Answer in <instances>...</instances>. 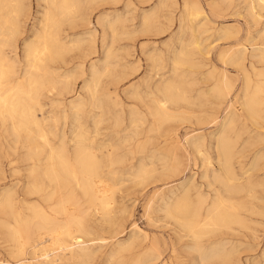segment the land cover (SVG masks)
<instances>
[{
  "label": "rangeland",
  "instance_id": "rangeland-1",
  "mask_svg": "<svg viewBox=\"0 0 264 264\" xmlns=\"http://www.w3.org/2000/svg\"><path fill=\"white\" fill-rule=\"evenodd\" d=\"M90 1L92 0H81V17L74 25L70 26L71 28L63 26V37H67L65 41L75 40L76 37L82 40L83 44L81 43L78 48H72L73 50L70 47L68 49L70 52L67 51L65 55L63 54L61 59L56 58L49 63L50 67L56 70L54 80L58 86L55 91L42 94V111L37 110L36 116L41 121L42 128L54 147H59L64 143L69 154H72L73 143L76 141L74 137L82 134L86 139L85 143L96 148L98 153L95 152V154L101 166L100 173L112 186L111 217L108 220H105L106 217H101V214L89 205L87 199L83 198L74 184H70V190L65 191L73 192L78 203L75 206L77 209L75 213L84 217L86 235L82 237V245L86 256H83V259H78L79 262L78 260L70 261L65 257L60 261H52L51 258L50 263H45L40 253H33L31 248L25 249L21 257L14 253L15 244L8 240L2 226L3 223L9 221V218L6 212L0 208V264H127L128 262V264H181V262L182 264H201L202 253L194 248L185 231L182 232L181 228L177 225L174 226L175 221L165 214V206L180 197L186 190L194 201H196L197 195H201L205 199L206 205L214 201L216 197H227L224 195L223 188L214 181V176L224 175L215 143L224 120L233 113L238 116V121L230 129L231 131L225 129L224 132L235 145L233 146V160L230 164L236 178L235 183L242 188V193L238 194L239 197L238 195L231 197L238 203L240 202L239 204L243 207L242 211L237 212L242 223L229 224L225 228L223 227L224 229L221 227L201 241L207 250L215 248V252L221 256L209 259L206 264H264V216H262L264 215V189H262L264 188V115L259 120L257 118L252 122V118L247 113L245 114L240 106L245 87L243 78H248L250 91H253L260 83H264V75L261 73L264 72V62H262L264 59L261 57L264 56L262 55L264 54V36L262 35L264 34L258 35L264 33L262 32L264 31V8H262L264 4L261 1L256 2V0H114L115 2L93 0V4ZM259 5L261 9H257ZM45 6L43 0L24 1V15L20 18V33L10 43V47L5 48V52L12 59L17 57V61H20L21 64L23 62V46L32 39L37 31ZM193 6L200 9L198 15H192L191 8ZM163 16L164 18H162ZM144 17L148 18L146 24L141 23ZM157 19L158 21H156ZM97 22H100L101 26L96 25ZM110 25L113 26L110 28ZM111 29L113 33L109 31ZM189 30L191 31L189 32ZM84 34L87 36L86 38L83 36ZM228 36L230 37L228 38ZM90 43L95 45L92 46ZM178 45L181 50L183 48L187 52L189 51L187 61L190 67L182 65L177 71H174L173 60L179 51L181 52ZM196 45L204 51L202 52ZM227 50H238L242 53L241 70L243 72H240V68L236 65L232 67L233 64L231 66L227 60L221 62L218 57L219 53ZM148 57L150 58L148 59ZM225 64L226 66H224ZM228 65L229 67H227ZM90 66L96 67L97 75L100 76L97 88H93L95 83H93L89 71ZM151 66L152 69H150ZM103 70H108L109 73L107 71L103 74ZM223 75L234 87L228 95L221 98L218 97L215 90L211 91V88H215L221 83ZM185 77L188 79L186 80ZM215 79L219 81L217 82ZM170 80L182 83L189 91L191 102L194 101V104L192 106H186L183 103L177 106L168 105L172 111L173 119L166 124L163 123L160 128L155 125L153 118L148 115V111L153 106L152 93L155 92L156 84L161 87L162 84ZM88 87L93 88L95 92L93 98H91ZM212 92L214 94H211ZM78 102H81V107L74 108ZM99 107L101 111L98 110ZM131 107H134L133 110ZM136 118L139 121L132 123V120ZM92 123H94V129ZM0 125V128L2 127L0 129V201L9 193L12 194L15 208L22 219L30 217L29 208L38 204L51 218L57 222H64L66 216L57 215L52 209L60 199L59 196L54 197L51 201H45L46 196L52 191L48 181L41 180L45 187L42 198L27 193L26 188L31 182L29 170L32 163L26 159L27 142H25V137L28 132L33 137L36 133L35 129L23 131L16 137L10 131L9 123ZM24 132L26 133L24 134ZM161 138L163 139L161 140ZM37 140V138L33 139L35 145L43 147V143ZM191 142L193 144L200 142L198 144L199 148L201 147L199 155L191 147ZM45 153L48 154L46 148L39 156L42 164L41 169L44 168L43 160L47 157ZM176 159L179 161L176 162ZM256 163L257 165H255ZM177 165H181V167ZM200 166L202 167L200 168ZM152 170L155 173H152ZM142 173L144 175L141 176ZM171 174L173 175L171 176ZM192 176L193 178L190 179ZM68 209L74 211L73 207ZM153 246L157 249L154 250Z\"/></svg>",
  "mask_w": 264,
  "mask_h": 264
},
{
  "label": "bare ground",
  "instance_id": "bare-ground-1",
  "mask_svg": "<svg viewBox=\"0 0 264 264\" xmlns=\"http://www.w3.org/2000/svg\"><path fill=\"white\" fill-rule=\"evenodd\" d=\"M24 1L25 0H0V124L3 125L5 123H9L10 124V131H12L13 135H15L16 137H18L21 132L23 133V131H28L31 128L35 129L36 133H35V135L33 137H31V133L30 132H28L26 134V137H25V140H26L25 142H27V147H26V149H27V158L26 159H27L28 162L32 163L31 166H30V170H29V176L31 178V182L28 184V187L26 188L27 191H28L27 193H28V195H35V196L38 195L40 198H42V194L45 191V187H44V185H43L41 180L48 181V184L51 186L52 191H51V193L48 196H46L45 201H51L54 197L59 196L60 199L57 201L56 204H54L52 209L57 215L66 216V220L64 222H62V223L61 222H57L55 219L51 218L50 215L47 212H45L38 204L32 205L31 207L29 206L30 207L29 209H30V212H31V216L28 217V218L22 219L20 214L17 212V210L15 208V201L13 199L12 194L8 193L0 201V208H2L6 212L8 218H9V221L3 223L2 226H3V228H4L5 232H6V236H7L8 240L10 242H12L13 244H15L14 253L17 256L21 257V255L24 254V250L25 249L31 248L33 253H35V252H39L40 253V256L42 257V259H44L45 263H50L51 262L50 261L51 258L53 259L52 261H60L61 258H65V257L70 259V261L71 260H78V259H81L83 256H86V251H85V249L83 248V245H82L83 244L82 237L86 235V232H85V229H84V217H83V215L75 213L77 211L75 206L78 203H77V201L75 199V196H74L73 192L69 191L70 190L69 186H70V184L73 183L74 186L76 187V189H78L81 192L83 198L87 199L89 205L97 213H100L101 217H106L107 218V219L105 218V220H108L111 217V210H112V205H113V198H112V195H111L112 194V186L107 183L105 177L102 175V173H100L101 166H100V163H99V161L97 159L98 157L95 154L96 148H94L92 145H87L85 143L86 139L84 138V135L79 134L76 137H74L76 139V141H74V143H73L74 144V148H73L72 154H69V152L67 151L66 145L64 143H62L59 147H54L51 144V142L49 141L47 133L43 130L42 125H41V121L36 116V111L37 110L42 111V105H41L42 94L44 92L50 93L52 91H55L57 89V86H58V84L54 80V74H55L56 70L51 68L49 63L53 62L56 58H60L61 59L63 57V54L65 55V53H67V51H68V49L70 47H71L70 49L73 50L72 48H74V49L78 48V47H80V45L82 43V40L77 39L76 37H75V40H73V39L69 40L68 39V41H65V39H67V37L66 38H65V36L63 37V34H64L63 26H69L68 28H71L70 26L74 25L75 22L80 19V17H81L80 14H81V10H82V8H81L82 7V2H81V0H43L44 3L46 4V6L44 8V12L41 15V21H40V23L38 25V29L35 32V34L33 35L32 39L27 41L24 44V46H23V62L21 64L20 61H17V59H16L17 57L12 59L5 52V48L10 47V43L20 33V25H21L20 24V18L24 15ZM92 1H90V2H92ZM112 1H114V0H112ZM260 1L262 2V4H264V0H258V1L256 0V2H260ZM92 4H93V2H92ZM255 4L257 5V3H255ZM258 4H260V3H258ZM260 5H259V8H257V9H261L262 5H261V7H260ZM174 6H176V5H174ZM196 6H197V4H196ZM161 7H162V5L160 6V8ZM257 7H258V5H257ZM262 8H264V7H262ZM184 9H186V8L184 7ZM191 9L193 10L192 11L193 12L192 15H198L199 12H200V9L194 8V6ZM164 10H165V8H164ZM157 12H158V9H157ZM83 13H84V11H83ZM143 14H145V12H143ZM125 16H126V14H125ZM254 16H255V14H254ZM118 17H120V16H118ZM155 17H156V15H155ZM162 18H164V16ZM105 19H106V17H105ZM116 20H117V18H116ZM147 20H148V18L144 17L143 20H141L142 22L141 21L140 22L143 23V24H146ZM156 21H158V19ZM97 23H96V25L101 26L99 24L100 22L98 24ZM256 24H257V22H256ZM106 25H108V24H106ZM202 25H203V20H202ZM111 26H113V25H110V28H111ZM198 26L200 27V25H198ZM205 30H208V29H205ZM109 31H111V33H113L112 29L109 30ZM190 31L191 30H189V32ZM162 32L164 33L163 30H162ZM262 32H264V31H262ZM88 34H91V33L89 32ZM132 34H133V32H132ZM193 34H194V36L196 38L195 33H193ZM260 34H264V33H259L258 35H260ZM111 35H113V34H111ZM83 36H85V34ZM225 36L227 37V34ZM230 36H232V35L230 34ZM230 36H228V38ZM234 36H233V38H234ZM262 36H264V35H262ZM86 37L87 36H85V38ZM88 37L90 38V36H88ZM175 38H177V37H175ZM112 39H113V37H112ZM254 41H256V40H254ZM109 44H111V43H109ZM91 45L94 46L95 44L94 45L91 44ZM180 45H181V43H180ZM185 46H186V44H185ZM191 46L193 47V45H191ZM196 46L199 48L198 45H196ZM178 47L181 50V47L179 45H178ZM188 47H189V45H188ZM199 49H201V48H199ZM124 51H126V50L124 49ZM203 51L204 50H202V52ZM210 51H211V49H210ZM68 52H70V51H68ZM188 52L185 49L182 48L181 52L179 51V54L177 56H175V58L173 60L174 71H177V69L179 67H181L182 65H184V66L185 65H189V62L187 61V58L189 57ZM205 52H207V51H205ZM257 53H259V52H257ZM203 54H205V53H203ZM175 55H176V50H175ZM262 55H264V54H262ZM154 57H155V55H154ZM218 57L221 60V62H226V60H227V62L230 63L231 66L233 64L232 67H234L236 65L237 67L240 68V72H243V70H241V67H242V53L240 51H238V50L222 51L221 53H219ZM261 57H262V59H264V56H261ZM125 58H127V57H125ZM149 58L150 57H148V59ZM157 59H158V57H157ZM150 62H151V60H150ZM159 62L161 63V61H159ZM262 62H264V60H262ZM157 63H158V61H157ZM75 64H78V63H75ZM127 65H128V63H127ZM156 65H158V64H156ZM191 65H192V63H191ZM198 66L204 69V67H202L201 65H198ZM224 66H226V64ZM187 67L189 68L190 65L187 66ZM195 67H197V66H195ZM195 67H193V68L195 69ZM227 67H229V65ZM237 67H236V69H237ZM95 68L96 67L92 66L91 69L89 70L90 74L92 76V81H93V83H95V85H94L95 87L93 86V88H97L96 86L98 84V78H100V76L98 77L97 71H96ZM152 68L153 67L151 66L150 69H152ZM205 68H207V67H205ZM212 68H214V67H212ZM212 70H214V69H212ZM107 71L108 70H103L102 73L105 74ZM217 72H218V70H217ZM108 73H109V71H108ZM261 73H262V75H264V72H261ZM241 74H243V73H241ZM100 75H101V73H100ZM262 75H261V78H262ZM107 76H108V74H107ZM189 77H191V76L189 75ZM108 78H110V77H108ZM202 78H204V77H202ZM205 78H206V76H205ZM215 78H217V77H215ZM187 79L188 78H186V80ZM243 79H245V81H244L245 82L244 83L245 87H244L243 99H242V102H241L240 106H241L242 110L245 112V114L247 113V115L250 118H252V122H253L257 118L259 120V118H261L262 115H264V83L261 84L259 82L260 85L256 86L253 89V91H250V83H249L248 78L245 77ZM167 80H169V79H167ZM216 81L218 82L219 80L217 79ZM220 82L221 83L218 86H215V88L212 87L211 91L215 90L216 93L219 95L218 97L222 98L223 96L228 95L231 92V90H232V88L234 86L232 87L233 84L229 83L224 75H223L222 81H220ZM192 85H190V86H192ZM206 85H207V83H206ZM66 86L68 87V85H66ZM128 86H130V85H128ZM186 86H188V85H186ZM84 87H85V85H84ZM93 88L90 89L88 87V91H89V93H91V98H93L95 96V94H94L95 92H94ZM211 94H214V92H212ZM152 95H153V98H154L153 102H152L153 106L148 111V115H150L153 118L154 123H155V125H157V127H160L163 123L166 124L168 121L173 119L172 111L168 108V105L177 106L178 104L183 103L186 106L187 105H191L192 106L194 104L193 103L194 101L191 102L189 91H187L185 89V87H184V85L182 83H177L175 80L167 81L164 84H162L161 87L157 86V84H156L155 92H153ZM158 96H160V97H158ZM212 96H214V95H212ZM58 97H60V96H58ZM127 99H129V98H127ZM112 100H114V99L112 98ZM95 106H97V105H95ZM199 106H201V105H199ZM79 107H81V102H78L75 105L74 108L78 109ZM116 107H118V106H116ZM131 108L133 110L134 107H131ZM119 109H121V108H119ZM229 109H231V108H229ZM98 110H100V107H99ZM174 111H176V110H174ZM239 111L241 112V110H239ZM104 113L106 115V112H104ZM127 114H128V112H127ZM181 114H182V112H181ZM108 115H109V113H108ZM187 116H190V115H187ZM248 116H247V118H249ZM96 118H97V116H96ZM177 119H179V118H177ZM197 120H199V119H197ZM197 120H195V121L197 122ZM136 121H139L138 118L133 119L132 123H135ZM237 121H238V116L235 113L230 114L228 117H226V119L223 122V125H222V128H221L219 136L218 137L216 136L217 138H216V143H215L216 144L215 149L217 151L218 158H221V163H222V168H223V171H224V175L223 176H220V175L219 176H214V181H215V183L217 182L223 188L224 193H225L224 195H227V197H221V196L216 197L214 201H212L210 204L206 205V201H205V199H203V197L201 195H197V199H196V201H194L191 198V196L189 195L188 190H186V191L184 190L185 192L182 195H180V197H177L173 202H171V203H169V204H167L165 206V214L167 215V217H170V218H172L175 221L176 224H174V226L177 225V227L181 228L182 232L185 231L188 234L189 238L191 239V241H192V243L194 245V248H196L197 251L202 253L201 264H206L209 259L211 260L212 258L215 259V258L221 257L218 252H215V248L211 249V250H207L202 245V241L201 240L204 237H207L213 231L220 229L221 227L225 228L229 224L240 223L242 221L240 216L237 214V212L239 210L242 211L241 209L243 207L239 204L240 202L238 203L237 201H235L231 197V196H236V195L242 193V188L235 183L236 182V178H235V175H234V173H233V171L231 169V164H230L231 160H233L232 159L233 158V151H234L233 150V146H235V145H233L232 142L226 137L225 132H224L225 129H229L230 130L234 125H236L235 123ZM76 122H77V120H76ZM178 122H179V120H178ZM185 122H186V119H185ZM107 123H110V122H107ZM179 123H181V122H179ZM92 124H93V129H94V123H92ZM252 125H254V123H252ZM114 128H113V130H114ZM235 129H236V127H235ZM243 130H244V128H243ZM1 133H3V132H1ZM25 133L26 132H24V134ZM188 134H190V133H188ZM34 138H37L38 140H40L43 143L44 146L43 147L36 146L35 143L33 142ZM74 138H73V140H75ZM159 138H160V136H159ZM236 138H237V136H236ZM162 139L163 138H161V140ZM239 140H240V138H239ZM198 144H193L191 142L192 146L191 145L190 146L193 147L196 150V152L198 153V155H199L201 147L199 148ZM235 144H236V142H235ZM165 145H167V144H165ZM174 146H176V145H174ZM247 147H248V145H247ZM44 148L48 149V154L45 153V154H47L46 155L47 157L46 158L44 157L45 158V160H43L44 161V163H43L44 164L43 165L44 168L41 169V165L42 164H41V161L39 159V156H40V154H41V152L43 151ZM241 148L243 149L242 146H241ZM13 149H14V147H13ZM194 149H191V150H194ZM182 152H183V150H182ZM96 153H98V152H96ZM163 153H164V151H163ZM167 154H169V153H167ZM173 154H174V152H173ZM186 155H187V153H186ZM25 156H26V154H25ZM254 158H257V157H254ZM174 161H175V159H174ZM178 161H179V159L176 162H178ZM190 161H189V163H190ZM200 162H202V161H200ZM112 164H113V162H112ZM10 165H12V164L10 163ZM255 165H257V163ZM150 166H152V165H150ZM177 166L181 167V165H177ZM201 167L202 166H200V168ZM175 168H176V166H175ZM180 169H183V168H180ZM198 169H199V166H198ZM252 170H253V168H252ZM148 171H147V173H148ZM173 171H174V168H173ZM178 171H180V170H178ZM39 172H40V174H39ZM141 172H142V170H141ZM151 172L153 173L154 171L152 170ZM142 175H144V174L142 173L141 176ZM172 175L173 174H171V176ZM211 175H214V174H211ZM165 176H167V175H165ZM145 177H146V175H145ZM192 178H193V176L190 179H192ZM119 182H121V181H119ZM190 182H191V180H190ZM149 183H150V181H149ZM121 185H123V184L121 183ZM139 185H141V184H139ZM246 186H247V184H246ZM116 187L119 188L118 186H116ZM116 187H115V191H116ZM208 187H210V186H208ZM210 188H209V190H210ZM260 188H261V186H260ZM67 189H69V190L65 191ZM262 189H264V188H262ZM252 190H254V189L252 188ZM62 193H65V194L61 195ZM113 195H114V192H113ZM157 195H158V193H157ZM238 197H239V195H238ZM69 207L70 208L73 207L74 211H69L70 210V209H68ZM163 216H164V214H163ZM258 216L260 217L261 215H258ZM262 216H264V215H262ZM112 220H114V219H112ZM95 224H97V223H95ZM232 232H234V231H232ZM233 235H234V233H233ZM147 242H149V241H147ZM192 243H190V244H192ZM154 246L156 247L157 245H154ZM155 247H154V250L157 249ZM215 247L217 248V245ZM156 252L157 251H155V253ZM10 257H12V256H10ZM124 258H126V257L124 256ZM136 258H137V256H136ZM65 261H66V259H65ZM78 262H79V260H78ZM136 262H138V261L136 260ZM212 263H214V262H212ZM181 264H182V262H181Z\"/></svg>",
  "mask_w": 264,
  "mask_h": 264
}]
</instances>
